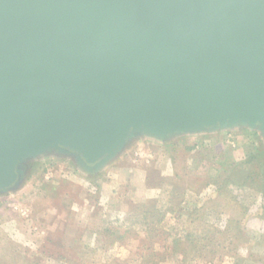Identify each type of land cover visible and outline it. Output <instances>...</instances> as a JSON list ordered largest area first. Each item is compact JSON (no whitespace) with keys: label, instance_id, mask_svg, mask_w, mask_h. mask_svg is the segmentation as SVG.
<instances>
[{"label":"water","instance_id":"water-1","mask_svg":"<svg viewBox=\"0 0 264 264\" xmlns=\"http://www.w3.org/2000/svg\"><path fill=\"white\" fill-rule=\"evenodd\" d=\"M238 127L264 141V0H0V192L37 156Z\"/></svg>","mask_w":264,"mask_h":264},{"label":"rangeland","instance_id":"rangeland-1","mask_svg":"<svg viewBox=\"0 0 264 264\" xmlns=\"http://www.w3.org/2000/svg\"><path fill=\"white\" fill-rule=\"evenodd\" d=\"M252 154L258 159L246 163ZM22 171L15 190L0 192V264H138L151 246L159 264H264L257 130L139 136L99 171L54 153L26 160ZM144 200L160 214L150 224L132 214ZM190 214L207 223L203 247L195 244L202 237L184 238ZM161 233L166 250L154 238Z\"/></svg>","mask_w":264,"mask_h":264},{"label":"trees","instance_id":"trees-1","mask_svg":"<svg viewBox=\"0 0 264 264\" xmlns=\"http://www.w3.org/2000/svg\"><path fill=\"white\" fill-rule=\"evenodd\" d=\"M258 157H259V155H257V154L256 155L252 154L251 156L245 157L246 163H250V162L252 163L254 160H257ZM259 165L260 164H258V166ZM234 173L236 174V175H234L235 177L237 175L240 176L242 173V170H240V169L234 170L233 174ZM248 176H249V174L245 175L244 179H247ZM146 182L148 185H151L152 187H154V183H157L158 181H153L151 179H147ZM172 186H174V184ZM173 192L174 191L172 190V193ZM142 203L138 204L139 205L138 207H134L131 209V210L135 211V213H132V214L133 215H135V214L140 215V219H142V221L150 224V222L154 221L155 217H158L160 215L158 210H157L158 207L156 206V201H154L153 204H150L149 201L144 200V203L143 204ZM191 214H193V213H191ZM193 217H195V216H192V215L188 216L187 217L188 219L184 221L183 226L187 227L186 229L183 228L184 233H187L184 235V238H186V240H187L186 243H188V242L191 243L190 239L197 237V239L199 240V238L202 237V239H200L195 244L199 247H203V245L205 243H207V244L209 243L206 241V239H204V237L206 236L205 233L207 232L206 231L207 230V223H203L204 221H202V219L199 220V218H193ZM199 232H200V234H199ZM152 233H155V232L152 231ZM168 237H169V235L165 236V234L162 235V233L160 235L154 236V238H163V239L159 240L158 242L161 243L160 245L164 248V250L167 249V243L166 242H168V241H166V240H168ZM157 251L158 250H155L154 247H152V246L148 247L147 249H142V251L140 252V256H139V259L141 262H139L138 264H159L160 262H162V260H159V262L155 261L157 254H159V252H157ZM146 255H150V256H146ZM57 259L58 260H63V259L65 260L66 257L59 256V257H57ZM236 259H238V258H236Z\"/></svg>","mask_w":264,"mask_h":264}]
</instances>
